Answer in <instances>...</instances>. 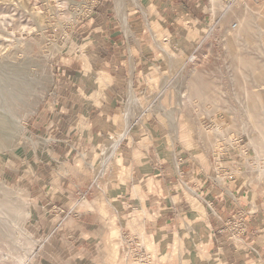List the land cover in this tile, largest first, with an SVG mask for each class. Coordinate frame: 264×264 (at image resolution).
Masks as SVG:
<instances>
[{
    "label": "rangeland",
    "instance_id": "rangeland-1",
    "mask_svg": "<svg viewBox=\"0 0 264 264\" xmlns=\"http://www.w3.org/2000/svg\"><path fill=\"white\" fill-rule=\"evenodd\" d=\"M77 1L0 0V49H11L15 57L21 56L23 52L34 56L37 64L35 68L42 76L31 106L34 112L27 114L24 127L15 134L13 140L0 146V202L8 201L12 207L14 204L18 206L20 220L17 224L28 233L22 236L14 229L7 235L0 231V264H139L134 258V246L128 248L123 241L122 230L136 238L135 244L141 245V249L149 256V264H215L216 261L209 254L200 253L198 229L206 213L203 205L194 199L190 185L183 187L189 202L187 210L152 233H145L136 213L139 210L136 203H129V208L125 210L129 212L127 218L118 215L121 206L115 201L117 193L114 187L118 180L115 152L107 164L97 171L99 166L97 169L95 167L101 157L100 144L94 151H90L93 145L82 150H70L63 155L53 147L54 143L49 141L48 135L38 130L35 132L31 127V123L37 121L46 96L53 93L52 68L57 60L53 55L64 49L83 47V44H78L81 43L80 38L72 33L82 17L80 11L73 12L70 7ZM107 1L112 8V15L121 21L122 29L128 32L126 20L114 8L115 0ZM218 1L222 7L210 11V32L201 28V32L196 33L191 28L186 38L174 40L169 47L167 43L162 44L158 36V61L148 64L149 68L142 75L143 84L134 90L138 97H147L146 103L155 101L144 115L132 121L131 126L142 130L145 127L161 130L162 134L156 138L152 136V140L164 152L169 151L175 166L176 163H183V167L186 162L187 165L193 164L198 173L210 176L217 173L221 177L225 174L216 169L212 161L214 146L218 145L219 151H225L235 138L242 135L243 149L248 148L249 157L239 151L233 162L226 158L222 166H229V174L234 175V181L222 178L220 184L229 182L234 185V194L241 187L244 193L255 197L264 195V147L259 146L263 143L264 134L257 127L253 128L257 123L254 112L259 108L252 104L254 90L264 98V83L260 86L254 78V73L264 66V54L258 49V44L264 43V35L258 36L253 25L254 20L264 16V0H235L224 15L223 10L230 0ZM139 2L147 7L146 0ZM124 3L126 8L139 7L132 0H124ZM86 12L84 8L82 13ZM145 13L147 16L151 9H145ZM219 16L221 19L214 23ZM203 32L210 34L205 47L198 44L202 41L198 38ZM163 48L171 56L172 65L184 60L188 53L194 57L187 60L180 70L176 64L169 70L170 63L163 54ZM171 73L174 82L157 98L163 76ZM175 84L180 89L177 90ZM125 99L119 112L126 104ZM159 103L162 108L158 106ZM216 126L220 131L215 129ZM256 136L258 139H255ZM159 170L162 171V167ZM77 207L92 211L89 216L91 223H102L105 228L103 247L90 245L78 253L63 244L62 241L70 240L74 233L70 230L72 225L69 221ZM9 241L18 242V245L14 243L16 250ZM8 243L10 249L7 248ZM21 246L27 249L20 261L14 258L16 254L23 253L25 248ZM4 247L11 253H7Z\"/></svg>",
    "mask_w": 264,
    "mask_h": 264
},
{
    "label": "crops",
    "instance_id": "crops-1",
    "mask_svg": "<svg viewBox=\"0 0 264 264\" xmlns=\"http://www.w3.org/2000/svg\"><path fill=\"white\" fill-rule=\"evenodd\" d=\"M145 3V9H151L147 16L139 7L126 8V32L121 21L112 15L110 3L99 0L72 31L83 47L57 51L52 56L57 57L52 68L53 93L46 96L31 127L48 135L61 154L93 145L90 151H94L102 139L120 131L123 127L120 116L127 110L125 104L119 112L120 105L125 98L127 102L129 86L137 90L143 84L142 75L148 64L158 61V36L169 47L174 40L186 38L191 28L196 33L201 28L210 29V0H146ZM209 35L205 32L200 35L199 46H206ZM140 117L129 118L130 124L115 148L118 178L115 201L121 206L118 215L127 218L129 212L125 210L132 202L136 203L144 232L152 233L187 210L189 202L183 187L190 185L194 199L203 205L206 213L198 229L200 253L209 254L215 264H264V195L249 196L241 187L234 194V185L213 184L210 175L196 172L193 164L184 161L185 166L181 167L183 163L175 166L169 151L164 152L152 140V136L162 134L161 130L131 126ZM79 208L69 221L74 233L63 244L78 253L90 245L103 247L102 223H91L92 211ZM238 209L247 213L246 229L239 238H232L224 224Z\"/></svg>",
    "mask_w": 264,
    "mask_h": 264
},
{
    "label": "bare ground",
    "instance_id": "bare-ground-1",
    "mask_svg": "<svg viewBox=\"0 0 264 264\" xmlns=\"http://www.w3.org/2000/svg\"><path fill=\"white\" fill-rule=\"evenodd\" d=\"M132 2H133V4H136L140 8H142L143 12L145 13V7L139 2V0H132ZM234 2H235V0H230L229 1L228 5H226L227 7L223 10L224 12H223L222 15L226 14L232 8V5L234 4ZM244 5H245V1H244ZM219 6L222 7L219 4L218 0H210L208 8H209L210 11L213 12ZM114 8H115L117 14L120 17H122L123 20L125 21L126 5L124 3V0H115V7ZM220 19H221V17L219 16L213 22L216 23ZM254 23H255L253 25L254 26L253 27L254 28V32L257 33L258 36L262 37V35H264V33H263L264 32V24H263L264 23V16H262L261 19L258 18L256 20H254ZM8 34H6L7 37L9 36ZM3 36H5V35L3 34ZM11 36L12 35L10 34V37ZM10 37H9V39H10ZM261 43H263V42H261ZM261 43L258 44V49L264 54V45H263L264 43L263 44H261ZM14 44H15V42H14ZM2 46H4V45H2ZM13 46H15V45H13ZM162 51H163V54L166 56V59L170 63L169 70H172L175 67L176 63L175 64L173 63V65H172V61L169 58L170 55L168 54V51L166 49H164V48L162 49ZM256 51H258V50H256ZM18 54H19V52H18ZM193 57H194V55L192 53H188L187 57L184 60H182L181 62L176 64V66H178V68H179L178 70H180V68L183 67V65L185 64V62L187 60L192 59ZM35 66L37 67V64H36V61H35V57L32 56V55H29L27 52H23L21 56L15 57L13 52L11 51V49H9V48H6L4 50L0 49V146H5V145L9 144L10 141L13 140L15 134L18 131H20V129L22 130V128L24 127L23 123L26 120L27 114H29V113L31 114V113L34 112V109H32L31 106H32V102L34 101V99L37 96L35 90H36V87L38 85H40L41 81H42V76L40 74V71L37 68H35ZM193 69H192V72L194 71ZM238 69H240V67H238ZM192 72H190L189 74H191ZM241 74H242V71H241ZM254 74H255L254 78H256V81H257L258 85L262 86V84L264 83V66L262 68H260L259 70H257L256 73H254ZM172 75L173 74L171 73L170 75L169 74H165L163 76L164 79L161 82V87H160L158 93L156 94L157 98L160 97L162 95V93L168 88V86H170L174 82V77H172ZM150 78H152V76H150ZM174 86H176V84ZM254 87H256V86H254ZM262 87H264V86H262ZM176 88H177V90L180 89V88H178V86H176ZM245 88H246V86H245ZM258 89L262 90L260 87H258ZM245 90H246L245 91V93H246L247 92V88ZM254 91L255 92L253 93V97L254 98H253V103L252 104H253L254 107H257L259 109H256V111L254 112V116L256 117L257 123H256V125L254 124L255 126L253 128L257 127L258 131L260 130L262 135H263L264 134V122H263L264 121V98H263V96L261 95L260 92H256L257 90H254ZM248 94H250V93L248 92ZM247 98L248 97H246V100H247ZM146 99H147V97H143V98L138 97L134 93L133 89L129 86L128 99H127V102H126L127 110L122 111V114L120 116L121 123H122L123 127H121L120 131H115L114 133L110 134L108 137L104 138V140L100 143L99 150H100V153H101V157H99V161H98V163L96 165L97 167H95V169H97L98 166H99V169H97V171L102 169V167H104L107 164L106 162H108L109 158L111 156H113V154L115 152V148L117 147V145H118V143H119V141H120V139L122 137L123 131L130 124L129 123V118L130 117L136 118L137 116H142V115H144L145 111L149 110L152 107V105L154 104L155 99L152 100L151 103H146ZM158 106H160V108H162V105L160 103L158 104ZM248 109H250V108H248ZM166 112H168V111H166ZM170 112H172V110ZM170 112H169V114L171 115L172 113H170ZM258 114H259V116H257ZM164 115H166V114H164ZM168 120H169V118H168ZM242 123H243V121L241 122V124ZM171 128H172V126H171ZM218 128L219 127L216 126L215 129L219 130ZM253 128H252V130H253ZM211 130H212V128H211ZM242 130H244V128ZM244 131L246 132V130H244ZM255 134L257 135V133H255ZM256 137L257 138H255V139H258V136H256ZM230 140H232V139H230ZM259 146L262 147V148L264 147V140H263V143H261ZM263 150H264V148H263ZM263 155H262V157H264ZM262 160H264V159H262ZM101 163H102V165H100ZM262 168H264V167H262ZM256 171H257V169H256ZM262 172H264L263 169H262ZM1 202H0V231L2 233H6L8 235L11 232V230L16 229V232L21 233L22 236L23 235H27L28 233L25 232V229L17 224L19 222V220H20L18 218V216H19V212H18V208H17L18 206L16 207L15 206L16 204H14L13 207H12V205L9 204L10 202H8V201H7L8 203L6 202L7 204L5 202L4 203H1ZM198 212H200V211L198 210ZM16 232L15 233L13 232V233L16 234ZM19 233H18V236H21V235H19ZM14 234H12V235H14ZM0 239H2V238L0 237ZM5 242H6V240H5ZM18 242H20V244H22L21 240H19ZM18 242L16 241L17 245H18ZM9 243H11V241H9ZM9 243L7 244V246L9 245L7 248L10 247ZM14 243L15 242L11 243V246ZM15 244H14V247H15ZM40 244H41V242H40ZM27 246H29V245H27ZM21 247H22V249L25 248V249H23V253L16 254V257L15 258L12 257V258L17 259V260L19 259L20 261L23 260V258L25 257L24 253H26L25 251H26L27 248L25 246L24 247L21 246ZM36 247H39V246H36ZM4 248L6 250V247H4ZM14 249L16 250V247ZM0 250H2L1 246H0ZM18 250L20 251L19 248H18ZM29 250H30V248H29ZM12 251H14V250L12 249ZM6 252H7V250H6ZM5 253H3V254H5ZM7 253H11V252H7ZM0 254H1V252H0ZM13 256H15V254H13ZM6 258H8V257H6ZM23 262H25V261H23Z\"/></svg>",
    "mask_w": 264,
    "mask_h": 264
},
{
    "label": "built area",
    "instance_id": "built-area-1",
    "mask_svg": "<svg viewBox=\"0 0 264 264\" xmlns=\"http://www.w3.org/2000/svg\"><path fill=\"white\" fill-rule=\"evenodd\" d=\"M99 0H79L77 1L75 4H71L70 7L72 8L73 12H79L80 15L85 16L88 15L92 9L94 8V6L96 5V3ZM87 9V12L85 14L82 13L83 9ZM77 12V13H78ZM79 16V15H78ZM209 123H211V120L208 121ZM207 123V125L209 124ZM242 135L239 136L238 138H235V140L233 141V144L229 145L228 148L225 151H219L218 145L214 146V151L212 153V161L214 163V167L216 169H219L220 172L222 174H225L223 177L220 176V174L218 175L217 173H215V175L213 176H208L210 182H212L215 185H219L220 186V181L221 179H226V180H230L232 179L234 181V175L233 174H229V166H222V164H224L225 159L226 158H230V162L234 161V156L237 155L239 153V151H241L243 153V156H246L247 158L249 157V152H248V148L243 149V142L242 141ZM228 162V163H230ZM243 167H245V165H242ZM213 170V169H212ZM215 171V169H214ZM182 184L185 185V183L182 181ZM194 194L199 197L200 200L204 201L207 203V201L205 200V198L203 196H201L200 194L197 193V191H193ZM210 206V205H209ZM213 209V208H212ZM215 213V212H214ZM247 213L245 211H243L242 209H238L236 212H234L229 219L226 220L224 226L227 227V231L229 233L230 237H234V238H239L243 232L246 229V218H247ZM227 225V226H226ZM122 235V239L123 241L126 243V245L128 246V248H132V246H134V258L138 261L139 264H149V256L146 255L145 251H143L141 249V245H139L138 243L135 244V237L130 236V234L128 232H126L125 230H122L121 232Z\"/></svg>",
    "mask_w": 264,
    "mask_h": 264
}]
</instances>
